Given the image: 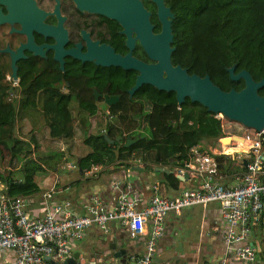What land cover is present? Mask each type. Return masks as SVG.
I'll list each match as a JSON object with an SVG mask.
<instances>
[{"label": "trees", "instance_id": "trees-1", "mask_svg": "<svg viewBox=\"0 0 264 264\" xmlns=\"http://www.w3.org/2000/svg\"><path fill=\"white\" fill-rule=\"evenodd\" d=\"M164 1L174 14L171 23L175 48L171 55L173 64H180L189 73L208 74L214 84L226 91L244 86L243 80L230 79L227 67L232 64H235V72L246 69L255 80L264 78V0ZM143 2L151 11V22L158 32L156 6L149 0ZM8 73L10 66L0 56V144L18 141V134L24 132L22 135L37 146L36 134L46 130L50 139L62 140L66 154L76 158L81 175L94 166L114 164L126 168L127 162L136 157L146 163L145 167L175 164L183 157L177 154L182 143L192 145L196 138L222 136L216 114L188 98L178 105L174 92L143 84L129 98L127 89L134 84L133 79L125 84L119 82L117 88L103 83V91L119 92L120 98L111 104L108 114H102L95 109L91 94V86L98 83H83L81 73L70 76L72 92L67 94L49 83H36L34 75L25 76L15 86L6 78ZM258 92L264 96V86ZM144 112L151 136L140 135L136 143L125 148V133L136 129V116ZM74 121L77 124L74 125ZM93 121L101 123L102 128L93 127ZM76 126L81 132L78 138ZM103 132L109 139L119 135L123 139L110 144L102 136ZM216 160L220 174L245 169L244 165L234 166L229 155H217ZM30 166H33L32 171L37 168L35 162ZM165 178L169 187L179 186V178L173 172L165 174Z\"/></svg>", "mask_w": 264, "mask_h": 264}, {"label": "built area", "instance_id": "built-area-1", "mask_svg": "<svg viewBox=\"0 0 264 264\" xmlns=\"http://www.w3.org/2000/svg\"><path fill=\"white\" fill-rule=\"evenodd\" d=\"M215 117L224 129L222 120L225 117L222 114ZM138 132L136 128L125 133V136L134 139L140 136ZM243 138L246 145L242 150L238 149L234 139L231 142L236 147L231 150L224 147L206 151L196 143L185 146V151L179 153L182 159L171 164L170 171L178 178L184 177L182 180L186 178L185 175L201 177L199 186L184 188L175 196L166 197L159 194L158 185L154 183L151 196L142 206H139L141 199L132 184L117 179L111 185L116 193L115 203L111 206H107L99 196L92 195L81 205L82 213H73L71 201L64 200L52 203L41 216L32 217L24 209L26 199L8 192L16 182L0 179V250L15 251V258L10 264H49L46 256L57 259L71 255L74 242L80 240L91 226L107 231L108 223L117 221L128 229L131 237L147 235L143 253L132 256L123 264H153L157 241L162 235L161 224L168 213H178L182 208L193 205L205 206L218 202L227 223L223 235L227 252L220 257L218 264H230V254L235 260L253 262L257 252L248 238L255 223L261 224L264 239V129L259 132L250 129ZM220 154L229 155L233 160L240 159V166L244 165L243 159L247 161L245 169L233 176V184H224L219 176L216 156ZM60 157L59 167L62 170L76 168L75 162L66 153ZM127 163L129 169L146 166L138 157ZM98 168L101 166L92 167L86 174H92V170ZM56 191L52 187L44 191L42 197L50 199Z\"/></svg>", "mask_w": 264, "mask_h": 264}, {"label": "crops", "instance_id": "crops-1", "mask_svg": "<svg viewBox=\"0 0 264 264\" xmlns=\"http://www.w3.org/2000/svg\"><path fill=\"white\" fill-rule=\"evenodd\" d=\"M225 121L226 118L222 120L224 128H221L222 136L219 139H211L217 141L220 146L217 147L214 144H209L205 148L206 151H215L224 147L231 150L236 147V144L231 141L230 143L228 141L224 143L222 141L223 136H238L241 139H234L237 141L238 149L242 150L243 146L245 147L246 142L243 137L250 131V128L243 129L241 134H230L225 131L227 128ZM18 135L19 140L16 142L26 145L29 143L33 148L38 149V151H46L48 148L47 145L50 143L48 136L44 138L38 136L37 146H35L27 138L28 136ZM201 140L205 139L197 140L196 138L194 143L200 148H204L200 143ZM7 143L9 141L4 144ZM4 144H0V149L3 148ZM229 144L231 147L228 146ZM185 146L188 147L190 145L182 143L181 149L177 153L178 155L185 151ZM36 159L35 165H40L42 168L40 171H32L33 166L27 165L24 160H21V165L19 164L15 168L0 166V173L8 170L9 173L13 172L15 174L12 178L9 175L10 179L8 177L5 178L7 182H16V185L13 184L10 186L8 192L12 196H20L26 199L24 209L32 217L41 216L50 209L52 203L62 202L64 200L71 201L73 213H82L81 205L92 195L99 196L107 206H111L115 203L116 198V193L112 190L111 185L117 179L122 181L126 180L132 184L138 197L141 199L139 206L144 205L148 201L152 193L151 186L154 183L158 185L160 195L172 197L184 188L199 186L202 180L201 177L187 176L184 180L179 179V186L175 189L168 186L165 178V174L167 173L156 171L155 167H133L129 169L123 165L114 164L108 167L101 166L97 170H92V174H86L87 172H85L83 175H81L76 166L75 169H77L79 175L75 177L72 175V169L69 170L72 173H61V167H48L40 161L38 156H36ZM243 160L245 162V159ZM232 162L234 166L240 167V159H232ZM162 166L165 169L169 167L167 170H171V164ZM242 171L234 170L226 174L219 173V176L224 184L229 185L234 183L233 176ZM18 180L20 182H17ZM52 187L57 189L54 196L50 199L43 198L42 193ZM161 226L162 235L157 241L153 264H218L220 257L227 252L223 242V235L227 230V223L223 218L218 202H210L205 206L193 205L184 207L178 213L170 212L162 221ZM111 236L115 238L119 248L126 249V254L118 258V262L121 259H125L126 261L132 256H140L144 251L147 235L131 237L125 226H122L117 221H110L107 231L97 226H91L87 229L83 237L74 242L72 253H84L91 247L103 248L108 244ZM248 242L256 245L255 249H258H256V259L253 262L238 261L230 254V264H264V239L260 223H255L252 226V234L249 236ZM14 258V250H0V264H10Z\"/></svg>", "mask_w": 264, "mask_h": 264}, {"label": "water", "instance_id": "water-1", "mask_svg": "<svg viewBox=\"0 0 264 264\" xmlns=\"http://www.w3.org/2000/svg\"><path fill=\"white\" fill-rule=\"evenodd\" d=\"M76 7L81 11L98 13L117 20L122 26V33L126 35L128 52L124 55L115 53L110 46H91L92 52L79 53L77 49L63 51V46L57 41L55 49V59L60 61L62 67V55L72 53L74 57L82 61H94L96 65L118 66L122 69H134L137 71L134 84L128 89L129 98L143 85L149 84L158 90L174 92L178 105H181L186 98L191 102H197L205 107L209 112L222 114L225 118L238 122L247 128L255 131L264 129V96L258 90L264 86V78L255 80L246 69L235 72V64L227 67L229 77L233 81L243 80L244 86L236 90L230 88L223 90L214 84L208 74L200 76L196 73H189L187 68L180 64H173L171 55L175 48L172 46L173 32L172 19L174 14L164 0H149L156 6V16L160 23V30L154 32V24L150 21L151 12L144 6L142 0H73ZM0 4L5 6L7 14H3L0 9V24L18 22L21 25L20 32L27 33L33 29L50 32L57 36L63 30L62 25L52 27L43 23L44 17L48 14L38 8L35 0H0ZM54 13L62 21L64 18L59 14L58 2H56ZM13 31V27L11 28ZM65 40H63V43ZM136 42L141 45L144 53L150 59L147 63L132 54ZM19 51V50H18ZM18 51L13 52L8 47L0 49V52H9L12 57L11 68L12 79L16 80L15 59L20 56ZM11 92V90H10ZM96 94V93H95ZM104 103H97L103 112L108 111V107L117 101L116 96L105 97ZM97 100V99H96ZM102 136L110 144L122 141V136L109 139L106 132ZM231 139H241L238 136L224 137L222 141ZM138 138H127L124 147L136 143ZM263 157V156H262ZM170 160H172L170 158ZM247 165V161L244 162ZM156 171L164 173L171 172L161 166L155 167ZM187 177V175H185ZM184 178V177H183ZM183 178H179L182 180ZM252 247L256 245L251 244ZM257 249V248H256ZM258 250V249H257ZM126 254L125 248H119L115 238L111 236L108 244L103 248L91 247L84 253L74 252L63 258L45 257L49 264H120L125 259L118 262V258Z\"/></svg>", "mask_w": 264, "mask_h": 264}, {"label": "flooded vegetation", "instance_id": "flooded-vegetation-1", "mask_svg": "<svg viewBox=\"0 0 264 264\" xmlns=\"http://www.w3.org/2000/svg\"><path fill=\"white\" fill-rule=\"evenodd\" d=\"M56 2H58L59 14L64 18L62 21L54 13ZM35 4L41 10L48 12L43 19V23L52 27H56L58 24L62 25V28L66 30V36H64L63 30H60L57 36L38 29H33L27 34L19 31L21 25L18 22L0 24V49L8 47L11 51L16 52L19 50L18 54L20 53V56L15 59L17 77L14 80L11 77V54L0 52V56L10 66V73L6 75V78L12 80L15 83L14 85L18 86L25 76L34 75L32 77L36 83H49L58 87L60 92L67 94L72 92L69 88L70 76L81 73L83 83L85 81L98 83V86H91L93 104L97 111H102L97 103L103 104L106 96H116L118 101L120 93L103 91V83L111 84L117 88L119 82L125 84L131 79L135 81L136 70H125L114 65H96L94 61H82L74 57L72 53L62 55L63 63L61 67L60 61L55 59L56 52L52 47L56 46L58 41L60 46H63V51L77 49L82 54L88 51L92 52L93 48L89 49L91 46H110L115 53L124 55L129 51L126 44L127 37L122 33L123 28L117 20L102 14L81 11L76 7L73 0H35ZM0 9L3 14H7L8 11L2 4H0ZM12 27L13 31H11ZM63 40H65L64 43ZM132 54L147 63L150 62L138 42H136ZM38 74L40 77H37ZM110 106L105 113L108 114Z\"/></svg>", "mask_w": 264, "mask_h": 264}, {"label": "rangeland", "instance_id": "rangeland-1", "mask_svg": "<svg viewBox=\"0 0 264 264\" xmlns=\"http://www.w3.org/2000/svg\"><path fill=\"white\" fill-rule=\"evenodd\" d=\"M137 54H139V52H137ZM142 57V56H141ZM105 112H102V114ZM96 115H100V116H104L101 114H96ZM137 120H138V125H137V130L139 131L137 134L141 135V136H146V137H150V131L147 125V113L144 112L143 114H139L136 116ZM226 125L227 128L225 129L226 132L228 133H234V134H241L243 129H248L247 127H245L244 125L235 122V121H231L229 119L226 118ZM73 124H77V121H74ZM93 124V125H92ZM91 125L93 127H95L97 130L101 127L102 128V124L99 123L97 124L96 122H92ZM77 128V126H76ZM40 130V129H39ZM77 135L76 138H78L81 134L80 130L77 128ZM21 134H24V132H21ZM134 134V133H133ZM46 137L48 136V133L46 130H40L39 133L36 134V137ZM226 137V136H223ZM222 137V138H223ZM43 141H45L43 139ZM50 143L47 145L48 148L46 149V151H38V149L33 148L29 143L26 144H22L20 142H9L7 144L3 145V148L0 149V166H4V167H11V168H15L17 165H21V160H24V162L27 165H32L37 159L36 156L39 157L40 161L45 165V166H51V167H59V161L61 159V155L62 153H67L66 151H62L63 147V143L61 139H49ZM47 142V141H46ZM224 143H226L227 141H223ZM14 143V144H13ZM44 143V142H42ZM202 144V146L205 150V148H207V146L209 144H214L217 147L220 146V144L217 141H213L211 139H205V140H201L200 142ZM12 144V146H11ZM229 147H231V145H228ZM64 150V149H63ZM71 160L75 161L76 164V158L75 157H69ZM176 161V158L175 160ZM37 163V162H36ZM35 170H42V168L40 167V165L37 166V168ZM1 171V169H0ZM62 171L61 173H72V175H74L75 177H77L78 171L77 169H72L71 171H66V170H60ZM6 170L3 171V173H5ZM3 173H0V179L1 180H5L6 176H8V179H10V177L12 178L15 174L13 172H10L9 174H6L5 176H3ZM10 175V177H9Z\"/></svg>", "mask_w": 264, "mask_h": 264}]
</instances>
